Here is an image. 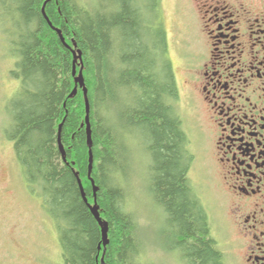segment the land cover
I'll return each mask as SVG.
<instances>
[{
    "label": "trees",
    "instance_id": "trees-1",
    "mask_svg": "<svg viewBox=\"0 0 264 264\" xmlns=\"http://www.w3.org/2000/svg\"><path fill=\"white\" fill-rule=\"evenodd\" d=\"M0 0V19L11 22L7 34L16 58L11 71L20 81L7 131L26 181L42 190L44 207L55 219L66 264H102V235L85 202L94 203L89 171L86 104L75 87L81 69L69 46L83 51V75L90 102L96 200L109 224L107 264H142L136 222L125 210L123 178L131 138L139 137L151 157V192L162 207L168 237L187 264H226L210 224L187 176L189 157L177 116L175 82L160 66L156 50L164 32L146 21L144 10L157 15L159 0H101L92 11L79 0ZM165 48L162 50V56ZM173 99L171 102L170 100ZM172 103V104H171ZM59 126L61 131L59 132ZM66 153L63 159L58 136Z\"/></svg>",
    "mask_w": 264,
    "mask_h": 264
},
{
    "label": "rangeland",
    "instance_id": "rangeland-1",
    "mask_svg": "<svg viewBox=\"0 0 264 264\" xmlns=\"http://www.w3.org/2000/svg\"><path fill=\"white\" fill-rule=\"evenodd\" d=\"M101 2L79 0L92 11L107 4ZM157 7V15L150 13L149 7L143 14L146 21L155 20L156 28L160 27L165 35L163 56V48L157 49L156 55L160 66L163 63L168 67L178 93L176 100L170 102L173 100L185 135V151L190 159L187 176L208 215L209 236L217 240L225 263L233 264L220 178L211 157L210 161L204 159L205 148L211 150V136L200 129L194 108L196 98L191 85L186 83V68L205 54L196 0H159ZM9 29L11 22L0 19V264H66L60 231L43 205L42 190L26 181L13 142L7 136L13 121L12 104L21 86L11 74L16 58L11 52ZM131 141L123 178L116 176V179L126 195L125 210L136 222L138 260L142 264H187L172 246L166 216L151 192V157L139 137Z\"/></svg>",
    "mask_w": 264,
    "mask_h": 264
},
{
    "label": "flooded vegetation",
    "instance_id": "flooded-vegetation-1",
    "mask_svg": "<svg viewBox=\"0 0 264 264\" xmlns=\"http://www.w3.org/2000/svg\"><path fill=\"white\" fill-rule=\"evenodd\" d=\"M195 12L205 54L186 83L211 136L204 159L220 178L230 256L264 264V0H196Z\"/></svg>",
    "mask_w": 264,
    "mask_h": 264
},
{
    "label": "water",
    "instance_id": "water-1",
    "mask_svg": "<svg viewBox=\"0 0 264 264\" xmlns=\"http://www.w3.org/2000/svg\"><path fill=\"white\" fill-rule=\"evenodd\" d=\"M47 1L49 0H46L42 6V12H43V15L44 17L46 18V20L48 21V23L52 25V22L49 20L46 12H45V6H46V3ZM54 30H56L61 38V40L68 46V47H71L72 48V52H73V55H74V70H73V74L75 75L76 74V63L79 61V63H81V69L79 71V74L75 77V87L71 93L70 96H74L77 91H78V87H81L83 89V94H84V99H85V104H86V124H87V142H88V147H89V171H88V177L91 179V182H92V185H93V190H94V204H91L90 202H88L87 200V196H86V193L84 191V186L82 184V181L81 179L78 177V183H79V187H80V190H81V194L85 200V202L88 203V206L91 210V212L93 213V215L95 216L96 220L98 221L99 223V226H100V229H101V235H102V240H101V244L99 245V248H102L103 247V252L105 253L106 251V248H107V245L109 243V224L106 220H104L101 215H100V212H99V205L97 204V200H96V192H97V186L95 184V181L94 179L92 178L91 176V173H92V167H93V152H92V131H91V124H90V116H89V113H90V102H89V97H88V88L86 86V83H85V78H84V75H83V51L81 48H78V43L73 40V47L72 46H69L66 41H65V38L62 34V30L53 26ZM61 131V126H59V132ZM58 143H59V147H60V150H61V153H62V156H63V159L66 160V153H65V150H64V146L61 142V136H60V133H59V136H58ZM102 255V258H101V263L102 264H107L105 263V259H104V254Z\"/></svg>",
    "mask_w": 264,
    "mask_h": 264
}]
</instances>
